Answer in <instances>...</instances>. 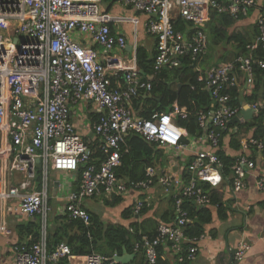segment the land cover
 I'll return each mask as SVG.
<instances>
[{
  "label": "built area",
  "instance_id": "2783aa9c",
  "mask_svg": "<svg viewBox=\"0 0 264 264\" xmlns=\"http://www.w3.org/2000/svg\"><path fill=\"white\" fill-rule=\"evenodd\" d=\"M134 11L147 15L149 35L157 40L155 70L180 68L185 60L196 65L208 43L205 27L212 14H222L238 22L256 9L257 41L247 45L248 51L260 45L264 49V0H121ZM103 0H0V131L11 143V170L24 174L20 188L3 191L0 200H19L18 211L28 217L39 216L40 238L14 248L15 264H117L112 257L99 254H74L67 243L51 248L49 239L48 171L81 173L79 192L69 198L65 214L70 221H81L87 227L90 215L79 208L83 199L99 195L123 194L129 190L141 194L156 183L174 200L175 220L160 224L156 236L141 235L135 250L144 252L145 264H159L160 247L169 241L180 262L194 260L198 244L205 239L189 238L188 226L193 224L186 202L201 208H218L211 201L207 185L219 189L225 183L224 163L218 155L222 132L237 114L228 92L237 87V73L248 74L244 92L251 95L254 69L250 59L240 58L235 64L212 67L200 78L214 103L208 112L197 116L202 131L199 141L206 149L192 158L186 181L171 175L147 170V180L125 182L118 176L122 166L127 138L137 134L145 142L179 153L187 149V132L180 127L190 113L178 104L167 113H155L143 118L134 113L132 104L142 92H151L152 82L144 79L136 65L121 57L127 48L124 37H115L110 29L113 18L103 11ZM178 19L190 24V30H178ZM136 22V19H134ZM137 23V22H136ZM100 47L97 51L93 47ZM264 70V61L260 62ZM241 71V72H240ZM239 75V74H238ZM113 78L121 79L123 88H114ZM264 99V97H263ZM92 104L99 112L91 124L92 135L107 154L99 165L91 160V150L85 144L72 121L71 105ZM259 105L254 104L257 111ZM249 145L259 150L263 143L252 140ZM42 164V189L33 185L37 165ZM255 163L238 158L233 167L234 192L246 187L245 178ZM264 193V176L257 180ZM145 201V202H144ZM138 201L139 214L148 203ZM147 203V204H146ZM216 210V209H215ZM90 236V235H89ZM250 246L243 242L230 264H241Z\"/></svg>",
  "mask_w": 264,
  "mask_h": 264
},
{
  "label": "crops",
  "instance_id": "0c3cea01",
  "mask_svg": "<svg viewBox=\"0 0 264 264\" xmlns=\"http://www.w3.org/2000/svg\"><path fill=\"white\" fill-rule=\"evenodd\" d=\"M102 8L105 13L111 15L113 18L124 19V21L122 20L110 24L112 34L115 37H124L127 43V48L122 51L120 55L127 64L131 66L136 65L140 76L150 81L151 79L145 77L146 75L140 66L138 56L140 49L145 50L146 54H149V56H152L157 49L156 38L149 35L147 30V23L150 18L147 15L137 13L131 6L123 4L121 0H103ZM258 13L256 9H252L248 17L242 18L238 22L230 18L234 21V25L230 31L248 40L247 45L252 41H257L256 18ZM134 19H136L137 23L134 22ZM212 19L213 14L211 21L205 27L208 36L207 49L201 60L197 63L198 65H193L197 67L199 71L203 72V70H205L204 73L212 66H215V64L211 66L206 65L209 61V58H207V50L211 44L208 26L212 22ZM247 45L245 46V52L240 51V54H234V61L231 62H221L223 54L227 53V51L230 52L228 53L229 56L233 55L231 47L225 46L224 44L216 47L215 56L218 60L217 62L220 63H216L217 65L235 64L238 59L246 58L252 61L254 69V88L250 96L244 92L247 86L248 74L241 71V73L236 72L238 79L237 87L231 89L228 94L231 96V104L232 107L237 110V114L230 119L227 129L222 132V142L218 155L222 153L225 157L233 160L232 172L235 161L240 157H246L253 161L255 163V168L248 172L245 178L246 187L239 192H234L232 180L233 173H231L228 178H225V183L219 189H212L207 185H203L204 189H206V186L210 189H208V192L212 196L216 194V198L218 199L217 202H214L210 195L211 201L218 207H213L212 210L201 208L192 202L196 208L210 210L212 212L213 220L205 227V239L201 240L198 244L199 250L196 258L190 261L187 260L184 263L180 262L177 252L171 247V243L168 240L164 241L159 251L160 257L167 264H230L235 251L243 242H246L250 246V249L241 264H264V193L257 187V180L264 176V148L259 150L256 146L249 145L252 140L263 143L264 145V91L258 88L257 75L258 71L264 72L259 64L264 61V54H262L263 57H259L258 55L259 52L264 53V49L263 46L260 45L256 50L248 51ZM93 48L97 51H101V48L98 46ZM165 70H169V68H165ZM123 84L124 82L121 79L113 78L112 86L114 88H123ZM153 91L152 89L151 92H142L140 96L134 100L132 110L136 115L148 118L145 116V113L148 112L145 99L151 97ZM210 99V109H212L214 103L211 96ZM175 104L181 107L178 102H175L173 105ZM254 104L259 105L257 111L253 108ZM173 105L164 113L169 112ZM70 109L72 121L78 133L83 138L86 136L92 137L91 124L97 122L100 117L99 112L94 109L92 104L71 105ZM155 113L157 112L153 114ZM93 116H97L95 121H93ZM180 123L179 121L178 124L186 130L188 135L185 139V143L189 144L187 149L179 153H174L168 149H163L157 145H151L144 141L153 149L154 156L152 158V164L145 166L143 169V178L140 180H132L126 176H120V178L125 182H143L147 180V170L153 169L156 171L157 176L156 180H153L154 183L160 175L164 174L186 181L187 175L191 176L188 168L192 164L193 155L195 152H198V150L206 149L207 145L199 141L202 137L201 130H198L199 133L196 135H190L188 129L183 127ZM12 161L13 156L10 140L5 133L0 131V186L3 191H8L13 187L20 188L26 179L24 174L11 170ZM43 179V167L42 164H39L37 165V177L32 186L37 190H41ZM81 182L82 179L79 175V171L60 172L54 171L53 169H49L48 171V202L52 208L48 223L49 239L52 241L57 233L62 236L64 234L63 228L66 227V230L70 225H76L72 228L73 230L70 235L77 233L75 232L78 230L76 223L83 224L86 229L91 227V224L87 227L81 221H70L67 214H65L66 206L69 204V198L71 195L79 192ZM118 199H120L121 202L115 205L114 202ZM144 200L148 203V210L146 209V211H143L144 208L139 214H136V204L138 201ZM220 204H224L226 209L224 211V219L219 214ZM77 206L86 211L89 215L90 212L100 215L107 224H120L125 228H130V232L132 233L136 232L135 228H131L132 225H135L138 227V236H150L149 234L151 232H154L153 234L155 236L160 224L172 223L175 220L173 198L165 194L158 183L154 184L148 192L143 194L134 190H129L123 194H103L97 197L83 199ZM18 208L19 200H0V264H15V246L35 241L39 239L41 235V227L38 228L36 239L34 237L35 229L30 230L35 224L40 226V217L36 216L31 218L21 215ZM167 212H173V218L169 222L165 221ZM188 237L193 238L191 236ZM59 242L69 245L67 238H63ZM137 242L134 243L131 252L124 250L122 255L116 253L109 257L114 258L117 255L123 256L124 253L127 252L129 255L133 256L129 264H145L144 252L142 250L140 252L135 250Z\"/></svg>",
  "mask_w": 264,
  "mask_h": 264
},
{
  "label": "trees",
  "instance_id": "16d2710c",
  "mask_svg": "<svg viewBox=\"0 0 264 264\" xmlns=\"http://www.w3.org/2000/svg\"><path fill=\"white\" fill-rule=\"evenodd\" d=\"M234 21L227 15L213 14L212 22L208 26V30L211 36V43L215 47L224 44L230 46L232 49V56L223 54L221 62L234 61V54H240L239 52H245V46L248 40L240 35L233 34L230 29L233 27ZM178 30L184 31L191 29V25L178 20L175 23ZM235 51V52H234ZM237 52V53H236ZM258 54V53H257ZM263 52H259V57H263ZM157 52L154 51L152 56L146 54L145 50L140 49L139 63L142 70L145 73V77L151 79L153 85V94L151 97L145 99L148 112L145 116L150 118L154 112L164 113L168 111L175 102H178L182 109L189 111L191 116L188 120L180 121L181 125L188 129L190 135H196L199 133V126H197V116L199 113L208 112L211 107V99L208 92L204 89V84L200 81V78L205 75V70L199 71L197 67H194L190 60H185V63L180 68H174L165 70L162 68L159 71L155 70V58ZM151 58V59H150ZM209 58V57H207ZM220 64V63H218ZM198 64H196L197 66ZM216 67L219 65L215 64ZM212 66V67H215ZM211 67V68H212ZM258 75V88L264 91V72H257ZM153 77V78H152ZM147 78V79H148ZM97 119V116H93V121ZM85 144L91 150V160L94 164L99 165L107 154L102 150V145L95 136H86L83 138ZM126 149V151H125ZM125 151V152H124ZM122 166L118 170L119 177L126 176L132 180H140L143 178V169L145 166L152 164V158L154 156L153 149L144 142V140L137 134H132L127 138V145L123 149ZM219 157L224 163L223 175L228 178L232 172L233 160L225 157L222 153ZM82 170L79 171L81 176ZM233 180V178H232ZM208 191V187H205ZM210 190V189H209ZM211 195V194H210ZM212 196V195H211ZM214 202H217L216 194L212 196ZM174 200V199H173ZM118 199L114 204L120 203ZM188 207V208H187ZM186 208L189 209L193 224L188 226L187 235L191 237H199L205 233L206 225L210 224L213 220V215L210 210L198 209L192 202H186ZM148 210L147 207L143 211ZM224 204H220L219 214L224 219ZM175 212V211H174ZM91 227L86 229L83 224L76 223L78 230L74 235H70L72 228L76 225H70L66 230L63 228V235L56 234L53 241L50 239L51 248H54L60 244L63 238L68 239V243L72 248L74 254L89 255L98 253L103 256H113L114 254L122 255L124 250L131 252L135 242L139 241L138 227L132 225L131 228H135L136 232H130V228H125L120 224H107L102 217L96 213L90 212ZM167 222L173 218V212H167L165 216ZM38 228L37 224L33 225L30 230L35 229V239L37 237ZM154 232L149 235L154 237ZM90 235V237L88 236ZM156 236V235H155ZM62 264H68L64 261ZM159 264H167L160 257Z\"/></svg>",
  "mask_w": 264,
  "mask_h": 264
},
{
  "label": "rangeland",
  "instance_id": "374dc122",
  "mask_svg": "<svg viewBox=\"0 0 264 264\" xmlns=\"http://www.w3.org/2000/svg\"><path fill=\"white\" fill-rule=\"evenodd\" d=\"M207 55H208V57H209V61L206 63V65H208V66H211V65H213V64H216V63H218L217 61V58H216V56H215V53H216V47H215V45H213L212 43L210 44V47L208 48V50H207ZM228 53H230L229 51H227V53H225V54H228ZM218 55V54H217Z\"/></svg>",
  "mask_w": 264,
  "mask_h": 264
},
{
  "label": "water",
  "instance_id": "95a60500",
  "mask_svg": "<svg viewBox=\"0 0 264 264\" xmlns=\"http://www.w3.org/2000/svg\"><path fill=\"white\" fill-rule=\"evenodd\" d=\"M235 121H239V120H235ZM114 259L118 263L129 264L130 261L133 259V256H131L127 252H125L123 256H118L117 255V256L114 257Z\"/></svg>",
  "mask_w": 264,
  "mask_h": 264
}]
</instances>
